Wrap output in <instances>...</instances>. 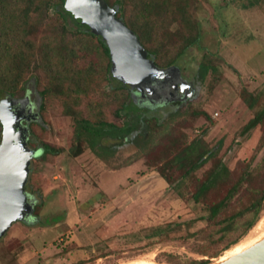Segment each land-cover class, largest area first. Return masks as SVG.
<instances>
[{
	"label": "rangeland",
	"instance_id": "obj_1",
	"mask_svg": "<svg viewBox=\"0 0 264 264\" xmlns=\"http://www.w3.org/2000/svg\"><path fill=\"white\" fill-rule=\"evenodd\" d=\"M51 14L41 18L39 38L50 31ZM192 14L201 37L173 64L199 87L191 100L141 106L118 116L111 96L114 84L106 77L85 93L51 94L43 100L44 109L39 111L45 127L35 126L36 140L30 143L33 147L49 143L53 148L42 156L38 149L32 159L31 184L41 205L34 210L36 220L14 222L0 238V264H190L200 259L214 263L228 258V250L249 234L253 227L229 249L225 247L236 231L211 243L208 232L217 239L222 225L209 224L208 204L197 202L192 194L219 163L232 170L233 180L247 165L253 172L252 183L244 182L242 200L234 209L249 202L247 186L264 185V117L244 131L264 108V0H195ZM169 28L173 50L181 27L173 23ZM174 54L160 57L159 64L166 67ZM203 64L209 65L205 77ZM101 66L96 68L97 78L103 73ZM33 78L34 72H28L17 97L24 96L23 86L31 87L26 81ZM51 79L43 75L42 82ZM29 94L39 107V94L34 90ZM253 96L257 101L251 107ZM101 114L121 125L136 117L139 128L126 139H105L103 143L112 147L108 151L94 148L84 138L77 154L79 120ZM146 118H152L149 124ZM195 139L203 140L214 154L181 176L184 169L168 165L169 161ZM164 164L174 183L162 176ZM227 188L226 184L213 188L209 200L221 198ZM263 216L264 209L258 220Z\"/></svg>",
	"mask_w": 264,
	"mask_h": 264
},
{
	"label": "trees",
	"instance_id": "obj_2",
	"mask_svg": "<svg viewBox=\"0 0 264 264\" xmlns=\"http://www.w3.org/2000/svg\"><path fill=\"white\" fill-rule=\"evenodd\" d=\"M106 1L115 8L117 16L135 31L147 49L149 57L160 67H163L158 61L160 57H167L173 51L175 56L166 62V66L173 65L178 57L188 47L197 44L201 37L199 22L192 14L195 0ZM49 11L52 12L51 20L54 22L49 25L50 31L39 38L41 18ZM173 23L180 24L181 32L175 45L176 49L172 50L170 42L172 31L169 26ZM102 61L105 62L103 66L100 64ZM99 65L103 73L97 78L95 72ZM208 70L209 65L203 64L202 77L206 76ZM30 71L34 72V78L26 81L32 83L31 87L23 86L24 96L32 90L36 91L39 94L38 102L42 100L39 105L40 110L44 109L42 102L49 95L67 97L68 93L73 91L85 93L101 77L108 78L114 84L111 96L116 100L114 112L118 116L123 113L129 115L130 111L144 106L113 73L111 52L107 43L93 31L78 24L72 15L68 0H0V97L18 98V88ZM43 75L52 78L48 84H43ZM256 101L257 98L253 96L249 105L254 106ZM66 111L68 114H74L71 107H66ZM40 117L41 120L33 119L28 124L29 143L36 140L35 126L45 127L46 119L42 118L41 112ZM263 117L264 108L250 119L244 131L256 127L262 122ZM151 119L146 118L145 122L149 124ZM139 124L140 119L136 117L135 120L126 121L123 125L108 121L102 117V114L91 120L83 118L77 124L76 135L79 140L77 145H80L79 143L85 138L94 148L98 145L106 151L111 150V146L103 143L105 139H126L133 131L138 130ZM2 135L3 124L0 120V142ZM39 148L42 150L40 156L53 150L49 143H43ZM58 151L57 149L56 152ZM81 151L80 145L76 152L78 154ZM213 154V150L207 148L203 140L195 139L179 150L168 165L181 167L184 169L181 176H185L203 166ZM166 165L162 166L161 174L165 179L174 183L175 180H172V177L166 173ZM248 167L249 165L236 180H233V172L227 165L216 164L196 186L192 194L197 202L205 201L208 204L209 224L222 225L219 228L222 232L219 238L216 239L212 231L208 232L211 243L223 240L230 232H238V235L228 243L225 249L237 243L256 224L264 209V185L255 189L247 186L246 189L251 193L249 202L245 206L234 209V205L242 200L240 192L244 182L252 183L253 172ZM32 171L31 163L26 191L29 196L35 198L36 208L41 203L36 199L37 190L31 184ZM223 184L228 186L224 196L217 200H209L210 190ZM217 253L214 256H218ZM210 263L209 259L190 262V264Z\"/></svg>",
	"mask_w": 264,
	"mask_h": 264
},
{
	"label": "water",
	"instance_id": "obj_3",
	"mask_svg": "<svg viewBox=\"0 0 264 264\" xmlns=\"http://www.w3.org/2000/svg\"><path fill=\"white\" fill-rule=\"evenodd\" d=\"M79 25L93 31L110 48L112 71L136 98L175 68L160 67L149 57L139 36L106 0H68ZM149 95V94H148ZM137 99V98H136ZM138 100V99H137ZM12 99L0 102L3 135L0 142V238L17 221L35 220V206L26 185L37 150L28 146V127L11 110ZM41 153L42 150L40 149ZM34 214V215H33ZM211 264H264V237L245 250Z\"/></svg>",
	"mask_w": 264,
	"mask_h": 264
},
{
	"label": "flooded vegetation",
	"instance_id": "obj_4",
	"mask_svg": "<svg viewBox=\"0 0 264 264\" xmlns=\"http://www.w3.org/2000/svg\"><path fill=\"white\" fill-rule=\"evenodd\" d=\"M198 91L199 87L197 86L196 82L184 76L181 72V69L175 65V68H173V70H171L164 79L151 86L145 87L146 95H141L139 93L136 95V98L144 106L151 104L159 105L161 103L171 104L187 102L191 100ZM10 99H12V103L10 104L11 110L14 111V114L19 118H22V126L28 127L29 129L28 124L31 120H41L39 107L32 99L30 94H27L21 98L18 97ZM29 137L30 136L28 133V146L36 149L39 148V146L33 147L30 145ZM29 201L35 206L36 200L34 197L30 196Z\"/></svg>",
	"mask_w": 264,
	"mask_h": 264
},
{
	"label": "bare ground",
	"instance_id": "obj_5",
	"mask_svg": "<svg viewBox=\"0 0 264 264\" xmlns=\"http://www.w3.org/2000/svg\"><path fill=\"white\" fill-rule=\"evenodd\" d=\"M264 237V216L258 220V222L253 226L249 234L241 240L239 243L235 244L232 248H230L227 252V256L230 257L235 255L246 248L252 246L254 243L259 241ZM221 260V259H220ZM115 264H124V263H115Z\"/></svg>",
	"mask_w": 264,
	"mask_h": 264
}]
</instances>
